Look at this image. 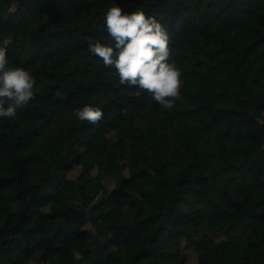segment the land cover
Here are the masks:
<instances>
[{"label": "trees", "instance_id": "1", "mask_svg": "<svg viewBox=\"0 0 264 264\" xmlns=\"http://www.w3.org/2000/svg\"><path fill=\"white\" fill-rule=\"evenodd\" d=\"M114 3L167 26L171 111L89 52ZM0 47L36 81L0 118V264H264V0H0Z\"/></svg>", "mask_w": 264, "mask_h": 264}, {"label": "clouds", "instance_id": "2", "mask_svg": "<svg viewBox=\"0 0 264 264\" xmlns=\"http://www.w3.org/2000/svg\"><path fill=\"white\" fill-rule=\"evenodd\" d=\"M107 36L104 42L88 40L91 55L115 69L119 84L134 86L151 94L162 108L171 111L180 99L181 71L169 62L170 34L156 17L136 9L126 12L112 4L103 13ZM33 75L22 67L9 64L7 48L0 47V118H15L18 110L35 99ZM79 121L96 125L103 119L100 105L85 104L73 108Z\"/></svg>", "mask_w": 264, "mask_h": 264}, {"label": "rangeland", "instance_id": "3", "mask_svg": "<svg viewBox=\"0 0 264 264\" xmlns=\"http://www.w3.org/2000/svg\"><path fill=\"white\" fill-rule=\"evenodd\" d=\"M185 256L188 264H193L195 262V256L192 251H187Z\"/></svg>", "mask_w": 264, "mask_h": 264}]
</instances>
